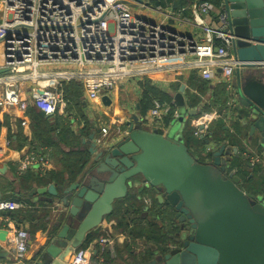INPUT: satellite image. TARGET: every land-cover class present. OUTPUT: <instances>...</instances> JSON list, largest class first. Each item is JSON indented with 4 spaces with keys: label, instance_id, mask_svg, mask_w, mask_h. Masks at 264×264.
<instances>
[{
    "label": "built area",
    "instance_id": "2783aa9c",
    "mask_svg": "<svg viewBox=\"0 0 264 264\" xmlns=\"http://www.w3.org/2000/svg\"><path fill=\"white\" fill-rule=\"evenodd\" d=\"M212 17L218 26L209 20ZM224 19L220 7L209 0H193L189 7L178 9L155 5L152 0H0L4 45L0 111L16 106L25 113L22 125L26 126L31 100L46 115L56 112L63 101L59 88L63 83L80 82L87 99L103 107V96L126 78H152L155 73L186 69L225 85L227 108L234 114L238 104L233 81L241 62L232 50L234 36L226 30ZM186 27L192 30L183 33L181 29ZM24 82L31 85V100L21 96ZM43 83L46 86L39 87ZM171 110V103L154 99L146 120L155 129H165L163 117ZM103 114L110 121L102 126V136L96 141L99 145L109 141L112 126L119 124L109 108H104ZM201 118L194 124L198 137L206 136L212 124L209 117ZM243 156L251 167H264V152L247 151ZM50 166V149L39 145L18 159L16 172L44 173ZM146 203L150 205L151 200ZM26 206L24 201L0 199V212ZM13 230L15 256L24 264L30 233L22 227ZM98 243L104 251L111 248L114 237L104 234ZM90 260L89 249L80 247L67 264H90Z\"/></svg>",
    "mask_w": 264,
    "mask_h": 264
},
{
    "label": "water",
    "instance_id": "95a60500",
    "mask_svg": "<svg viewBox=\"0 0 264 264\" xmlns=\"http://www.w3.org/2000/svg\"><path fill=\"white\" fill-rule=\"evenodd\" d=\"M218 6L241 62L233 81L238 118L264 147V0H219ZM185 88L182 84L175 95L181 116L186 112ZM102 101L110 106L113 100L104 95ZM91 128L90 176L61 189L50 184L36 190L53 196L47 200L60 204L62 215L54 220L56 228L33 264H67L138 178L155 188L160 203L170 205L175 217L187 223L177 229L174 221L175 233L165 249L156 250L143 264H264V197H251L241 187L237 169L229 170L226 144L206 138L210 159L201 162L182 129H148L143 119L133 116L125 123L126 132L99 145L94 142L96 125Z\"/></svg>",
    "mask_w": 264,
    "mask_h": 264
},
{
    "label": "crops",
    "instance_id": "0c3cea01",
    "mask_svg": "<svg viewBox=\"0 0 264 264\" xmlns=\"http://www.w3.org/2000/svg\"><path fill=\"white\" fill-rule=\"evenodd\" d=\"M190 4L191 0L183 7H189ZM209 20L215 27L218 26L216 18L212 17ZM185 29H181V31L187 33L192 30L191 27ZM3 46L0 39V54L3 52ZM53 68L61 69L63 67L54 66ZM74 69L77 70V68ZM196 77H200L198 72L184 69L176 73H155L152 78H126L108 93L113 100L112 104L108 106L103 103V107L89 101L81 83L73 80L75 82L63 83L59 87L63 92V101L52 115L44 114L32 102L29 90L31 85L24 82L21 96L31 100L26 112L27 125H22L23 116L26 115L16 106L0 111V199L24 201L27 204L26 207L0 212V264H22L17 261L15 256L14 227L25 228L30 233L29 248L23 258L24 264H33L39 251L44 248L43 244L46 238H49L50 232L56 228L54 220L62 215V207L57 202L47 200L48 197L53 196L48 193L41 195L36 190L50 184H55L58 189H61L70 184L68 181L71 177L77 181L87 174L88 177L90 176L93 155L89 152L87 142L92 132V124L96 125L97 133L94 138V142H96L102 136V126L109 123L110 118L103 114L104 108H109L115 119L119 120L117 126H112V134L108 135L109 140L112 138L114 140L121 135L120 133H124L125 123L133 116L143 119L145 127L148 129H155L152 123L146 120L150 108L144 113L142 106L147 91V80H150L161 91L168 93L173 100L180 91L181 85L185 84L186 88L182 95L186 102V112L184 113L182 132L187 123L195 128V121L201 117L203 120L209 117L214 124L223 125L222 131L217 128L218 139H223L217 145L226 144L227 154L230 155L227 156L228 158L242 157L243 159V154L247 151H251L253 154H262L264 147L259 145L257 135H251L250 127L244 125L238 118L241 111L236 109L235 113L231 114L227 107L222 108L217 103L214 93L216 88L221 87V84L207 81L206 92H203V89H198L202 92L200 94L202 100L196 105L191 104L187 93L188 90L197 92L191 87V83H194ZM262 79L264 80V76ZM44 86H46L45 83L39 85V87ZM176 108L178 113L181 112L179 105ZM205 108L209 109L205 110ZM226 126L228 128H225ZM117 127L121 132L116 131ZM170 127L171 125L165 127L164 132L166 133ZM39 145L50 149L51 166L49 170L44 173L39 170H30L25 174H18L16 172L18 159L27 155L31 148L39 147ZM208 146L210 147L206 143L203 149L200 146L193 147V151L204 155ZM81 154L88 158V163L81 171L78 170L79 172L71 171L77 168L76 158ZM72 174L75 176L73 177ZM152 193L153 196H151ZM157 195L158 191L146 185L142 178L131 181L128 195L123 200L115 202L114 212L88 235V239L81 246L88 248L91 252L90 264H143L146 259L155 255L156 250L162 251L155 245L154 240L149 239L152 229L150 227L154 226V230H159L161 235H167L170 240L175 230L172 228L170 232L171 227L151 215L150 209H157L160 204L164 206V203H160ZM153 197L157 198L159 205L155 204ZM148 199L151 200L150 205L146 203ZM152 202H154V206L150 207ZM129 222L131 227L128 225ZM107 233L114 237V243L111 248H106L103 251L98 239ZM148 249L153 253L149 258L146 257Z\"/></svg>",
    "mask_w": 264,
    "mask_h": 264
},
{
    "label": "trees",
    "instance_id": "16d2710c",
    "mask_svg": "<svg viewBox=\"0 0 264 264\" xmlns=\"http://www.w3.org/2000/svg\"><path fill=\"white\" fill-rule=\"evenodd\" d=\"M193 0H191L192 2ZM212 1L213 3H215L217 6L219 4V0H209ZM189 2V0H154L153 4L155 5H161L163 7H172L174 9H178L181 8L183 6L186 5V3ZM75 82V81H72ZM77 85H79L78 83H76ZM82 85V84H81ZM146 86H147V91L144 95V99L142 102V106H143V111L144 113L152 107L153 105V99H158L161 102H169L171 103V108L172 110L170 111V113H168L167 115H165L163 117V123L165 125V127L170 126L173 122V120L176 118L175 117V110L177 107L176 103H173V99L172 97L166 93L161 91L160 89H158V87H156L155 85L152 84V82L150 80L146 81ZM207 80L202 79L201 77H196V79L194 80V83H191V87L192 89H196L197 92L194 93L191 90H188V98L190 99L191 104H197L202 100V96L200 94H202L201 91H198V89H203V92H206L207 89ZM201 92V93H200ZM227 88L225 85L221 84L220 88H216V91L214 93V95H216L217 98V103H219V106H221L222 108H226L227 107ZM217 105V104H216ZM209 109V108H205ZM187 126H185L184 130H183V136L185 138V141L187 142V145L189 146L190 150L192 151L193 155H195L199 161L201 162H207L210 159L209 155H200L197 152L193 151V147H201L203 149V146H205L206 142L205 139L206 138H212L217 144L221 143L222 140L218 139L217 136V128L220 129L222 131L223 129V125L222 124H214V122H212V124L210 125L209 129H208V133L206 136L204 137H197L195 136V128L187 123ZM161 132H164L163 129H158ZM76 162L77 164V168L71 171H81L85 164L88 163V158L81 154V156H79L78 158H76ZM248 161L244 158L242 159V157L239 158H234L233 162L231 163V167L230 170L233 168L237 169V173L238 175L241 177V187L251 196V197H258V192H256V188H255V184H261L262 185V193L264 192V167L262 165H257L252 167L251 170H249L247 164ZM78 171V172H79ZM72 176L74 177L75 174H72ZM69 183L74 182V179L71 177L69 178ZM261 191V190H260ZM151 196H153V193L151 194ZM264 196V195H262ZM154 198V199H153ZM152 199L154 200L155 204L159 205V202L157 200V198L153 197ZM154 202H152L153 204L150 206H154ZM149 207V208H150ZM150 213L153 217L156 218V220L161 221V223H166V226L171 227V229L169 230L171 232L172 228H173V222L175 220L174 217V210L170 205H166L164 204L159 206V208L157 209H150ZM128 222V221H127ZM128 224V223H127ZM131 227V223L129 222L128 224ZM165 226V224H163ZM151 226V225H150ZM154 226L150 227L151 229V237H149V239L154 240L155 241V245L160 249V250H164L165 249V244L167 242H170V238L167 237V235H161V233L159 232V230H154L153 228ZM157 227V226H156ZM158 229V228H157ZM148 241L149 239L146 238ZM153 253L151 252L150 249H148L146 257L149 258ZM147 260V259H146Z\"/></svg>",
    "mask_w": 264,
    "mask_h": 264
},
{
    "label": "rangeland",
    "instance_id": "374dc122",
    "mask_svg": "<svg viewBox=\"0 0 264 264\" xmlns=\"http://www.w3.org/2000/svg\"><path fill=\"white\" fill-rule=\"evenodd\" d=\"M2 57H3V52H1V54H0V60L2 59ZM183 124H184V113L181 116L180 111H179L178 118H175L173 120V122L171 124V127L168 129V131L166 133H169L171 128H175L177 130L182 129ZM204 155H206V152L204 153ZM227 156H230V155L229 154H225V157H226L227 160H229L228 163L231 165V163L233 162V158H230V157L228 158ZM243 159H244V156H243ZM247 166L249 167L248 168L249 170L252 169V167L249 164H247ZM229 170H230V168H229ZM261 187H262L261 184H257V183L255 184L256 192L259 193L258 194V198L264 197V196H262V195H264V192L262 193V188Z\"/></svg>",
    "mask_w": 264,
    "mask_h": 264
},
{
    "label": "flooded vegetation",
    "instance_id": "af4514ba",
    "mask_svg": "<svg viewBox=\"0 0 264 264\" xmlns=\"http://www.w3.org/2000/svg\"><path fill=\"white\" fill-rule=\"evenodd\" d=\"M175 215H176V211H174V217H175ZM174 221H175L174 226L177 227V229L180 228L183 224H185V225L187 224V223L181 222L179 217H175Z\"/></svg>",
    "mask_w": 264,
    "mask_h": 264
}]
</instances>
